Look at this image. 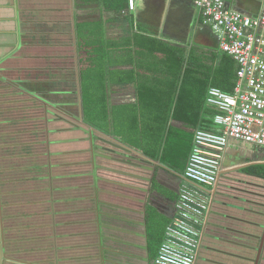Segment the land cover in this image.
Listing matches in <instances>:
<instances>
[{"label": "crops", "instance_id": "obj_1", "mask_svg": "<svg viewBox=\"0 0 264 264\" xmlns=\"http://www.w3.org/2000/svg\"><path fill=\"white\" fill-rule=\"evenodd\" d=\"M226 1L231 9L246 15H256L260 9L259 0ZM201 19L190 0H134L133 10L128 9V0H0V84L9 92L13 81L20 84L25 70L29 71L28 79L33 80L26 86L33 96L19 106L35 109L32 105L36 102L41 108L22 121L6 105L0 126L17 124L19 132L20 126L26 129L28 119L34 120L38 130L44 127L47 145L53 144L50 140L61 145L57 138H49L61 132H75L71 143H84L78 150H84L85 155L81 153L76 161L75 173L63 178L52 177L49 171L48 188L38 187L39 192H48L40 200L43 232L39 235L51 237L52 243L63 241L69 245L68 251L74 248L73 239L94 235L102 264H154L158 250L149 249L151 243L161 244L165 239L166 228L178 216L176 203L185 189L202 197L207 206L197 226L201 235L194 264H264V148L231 142L224 151L217 182L201 186L110 134L115 127L112 108L135 104L136 85L140 83H127L114 76L116 71L143 75L145 85L148 82L152 88L169 84L164 60L173 48L183 51L184 62L211 65L215 58L220 60L217 39ZM95 25H101V30ZM99 31L103 36L96 35ZM101 68L106 79L97 97L109 114L108 131L86 121L82 105L84 81L94 79ZM51 71L54 76H49ZM113 78L118 83H112ZM0 98L9 101L7 93H0ZM49 108L60 113L62 127L58 130L47 123L53 118L48 116ZM169 125L185 127L172 121ZM65 141L69 144L67 138ZM53 148L57 153L58 148ZM5 172L0 166L2 262L6 259L4 234L6 226H11L4 199L11 194L9 187L24 180L9 185L12 180L3 178ZM72 188L75 190L70 194ZM105 251L113 257L112 262ZM61 253L67 257L68 252ZM55 260L62 261L56 256Z\"/></svg>", "mask_w": 264, "mask_h": 264}, {"label": "built area", "instance_id": "obj_2", "mask_svg": "<svg viewBox=\"0 0 264 264\" xmlns=\"http://www.w3.org/2000/svg\"><path fill=\"white\" fill-rule=\"evenodd\" d=\"M199 9L201 24L217 39L218 52L233 59V91L209 87L205 103L214 111L213 130L196 129L184 177L201 186L214 185L231 142L264 148V0L256 15L231 9L226 0H190ZM134 9V0H128ZM207 210L202 197L180 192L178 216L166 228L154 264H194L201 223Z\"/></svg>", "mask_w": 264, "mask_h": 264}, {"label": "rangeland", "instance_id": "obj_3", "mask_svg": "<svg viewBox=\"0 0 264 264\" xmlns=\"http://www.w3.org/2000/svg\"><path fill=\"white\" fill-rule=\"evenodd\" d=\"M94 27L101 30V25H95ZM83 29L89 30L88 28ZM96 35L103 36L100 31L97 32ZM93 42L96 43V40H93ZM27 67H29V65H26L25 68ZM79 68L80 67L78 65V69ZM96 70L99 71L98 69ZM28 72L29 71L25 70L24 80H22L23 82L20 84H16V80L13 81V85H11L12 89L10 88L9 92H6L4 85L0 84V93H7L9 100L5 102L0 98V121L4 120L2 117L3 111L6 109V105H9V108H12L15 111L13 115L15 114L19 116V118H21L20 120L22 121H26V116L28 114L34 116L36 112H41V108L36 102L34 105H32L36 107L35 109L26 110L24 107H21L22 105L19 106L21 102L23 103L25 100L28 101V97L32 98L33 96V92H30L26 86V83H29L31 80H33L32 78L28 79L30 76ZM49 76H54L53 71L49 72ZM91 79L92 78L89 80L93 81L92 85L95 84L94 79ZM98 93H101V90L98 89V86H91L89 96L95 97L98 95ZM44 96L47 98V95ZM28 105L30 106L31 103ZM60 105L61 104H58V106ZM49 115L53 118L49 122L47 121L48 125L51 123L50 126L55 127L57 130L60 126L62 127V123L58 121V115H60V113L53 110V108H49L48 116ZM8 118H10V115ZM11 118H13L12 115ZM33 122L34 120L28 119L24 124L26 129H23L22 126H20L19 132L17 124L13 125L11 123L6 126H0V166L6 170V175H4L3 178L10 177L12 182L9 181V185L11 183H15L16 180L24 179L23 182L17 181L18 184L16 187H9L11 194L4 199V211L10 216L8 219H10L9 221L11 226L6 227L4 234L6 240V259L3 260L2 264H24L23 261H28L30 264H53L56 262L55 256L57 261L62 260L61 263L56 262V264H102V262L99 261V247L97 238H95L96 236L94 235L90 236L87 234V236H85L86 238H80L78 240L75 239L76 241L73 239L71 245L74 244V248L73 250L69 251V245L65 246L62 244L63 241H53L54 243H52L51 237L39 235L43 232L42 228L40 227L43 216L41 211L43 204L40 202V200L41 197H46L48 192H39L38 187L46 186L45 189L48 188L49 176L47 174L49 171L52 177L59 175V177L63 176V178L66 175L75 173L74 171L77 170L75 163L77 160L80 161V158L82 157L81 153L84 152V150H78V148L80 149V147L84 146V143H71V139H76L74 138L76 135L75 132H71L73 135L61 132L57 135L53 133L49 137L50 139L57 138L55 141H58V143L61 141V145H55L54 140H50L51 142L53 141V144L47 145L46 138H44V132H42L44 127L43 129L40 128L38 130L35 123ZM42 122L43 121H41V124H43ZM113 129L115 130V127ZM117 130H120L119 126H117ZM66 138L68 139L69 144H67V141H65ZM96 140L94 145L96 148H99V146H97ZM53 145L58 148L57 153L54 150ZM89 152H86L87 156L89 155ZM56 154H58V156ZM84 155L85 153H83V156ZM59 156H62V159H58L57 157ZM102 157L104 158V156ZM101 160L102 159L100 158L98 161L100 162ZM46 163L51 164L50 167L46 166ZM40 165L43 167L41 168ZM26 188H31V190L34 192H28ZM74 190L75 188L70 189V194H72ZM52 192L58 194L57 192L59 191L53 189ZM14 193L16 194L13 195ZM50 195H52L51 192ZM172 223L173 221H171L169 224L171 225ZM91 244H93V246ZM57 245H60L61 248L59 246L60 249H57ZM61 252H68V254L65 255L68 258L62 257L63 254ZM56 253L61 254L58 255ZM104 253L110 256V261L112 262L113 257H111V255H109L106 251ZM57 256L61 259H58ZM228 259L231 258L229 257ZM202 260L203 259L200 261ZM121 263L123 264V262H120V264Z\"/></svg>", "mask_w": 264, "mask_h": 264}, {"label": "trees", "instance_id": "obj_4", "mask_svg": "<svg viewBox=\"0 0 264 264\" xmlns=\"http://www.w3.org/2000/svg\"><path fill=\"white\" fill-rule=\"evenodd\" d=\"M156 46L154 41V47ZM168 52L171 53H168L164 60L165 69L167 68L164 74L169 79L168 85L158 84L151 88L148 82L145 85L143 79L146 77L143 75L115 72L114 76L127 83L137 84L139 80L140 83L136 85L135 104L112 108L111 114L114 117L111 121L115 130L110 134L132 149L184 173L188 164L187 155L192 151L195 130L214 129V111L205 103L207 90L213 86L224 92H232L236 67L233 59L224 54H220L219 61L216 58L213 60L216 64L207 65L203 62L196 64L190 60L184 62V53L179 49L173 48ZM98 59L99 63H102L103 56L99 55ZM103 73L101 68V72L93 77V85H97L98 89L104 86L103 80L106 76ZM111 82L118 83L114 78ZM92 83L93 81L85 80L83 84L84 118L94 126L101 125L108 131L106 117L109 114L106 112V105L98 102L97 95L96 99L92 100V96H89ZM169 121L179 122L185 127L170 126ZM117 126L120 130H117ZM157 244L156 241L155 244L151 243L149 249L155 252L160 247V244Z\"/></svg>", "mask_w": 264, "mask_h": 264}, {"label": "water", "instance_id": "obj_5", "mask_svg": "<svg viewBox=\"0 0 264 264\" xmlns=\"http://www.w3.org/2000/svg\"><path fill=\"white\" fill-rule=\"evenodd\" d=\"M1 211H0V229H1ZM0 234H1V232H0ZM0 264H2V259H1V252H0Z\"/></svg>", "mask_w": 264, "mask_h": 264}]
</instances>
